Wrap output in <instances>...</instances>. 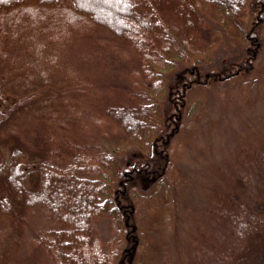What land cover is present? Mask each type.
<instances>
[{
    "label": "rangeland",
    "instance_id": "1",
    "mask_svg": "<svg viewBox=\"0 0 264 264\" xmlns=\"http://www.w3.org/2000/svg\"><path fill=\"white\" fill-rule=\"evenodd\" d=\"M85 1L94 3L103 15L113 17L119 24L126 23L122 11H117L121 9L120 0H108L112 3L105 4L106 8L99 5L106 0ZM182 1L161 0L158 11L160 16L166 12V17L171 19H162L172 37L170 40L186 53L198 50L205 54L201 63L203 73L232 59L243 62L240 58L244 51H254L244 38L246 26L249 29L258 25L250 12L251 0L244 1L238 15L226 13L215 3L214 12L198 9L203 7L197 3L201 0H190L191 3L185 0L182 8L178 6ZM171 4H177L175 15L180 20H172L175 15L170 13ZM19 8L0 12L3 13L0 15V111L10 115L0 120V232L9 230L17 241L10 264H52L39 247L25 243L16 221L44 224L61 215L47 203V207L44 203L32 209L35 205L28 201L29 196L13 192L14 184H10L8 175L13 172L14 148L19 147L36 167L22 179V185L33 188L38 183L39 168L49 166L47 159L54 156L52 149L63 145L66 134L77 133L85 134L92 146L84 156L87 159L69 160V156L60 154L66 161L59 165L66 167L71 162L76 169L78 166L87 169L79 172L83 176H75L78 180L66 178L63 184L79 182L95 189V182L105 175H115L117 180L128 175L132 178L127 182L128 187L125 189L120 181L117 191L121 197L131 198L134 205L140 201L138 207L143 201L158 197L162 187L169 189L174 217L172 231L164 240L157 231H152L150 241L142 240V236L143 243L133 247L125 264H136L140 259L146 261L143 264L157 261L258 264L264 256V19L260 29L261 48L252 67L231 81L213 80L181 97L183 85L192 78L188 75L183 80L180 75L186 63L182 58L176 67L164 70L161 77L147 78L137 71L138 59L125 56L122 45L114 44L105 35L111 32L109 29L95 30V37L91 32L83 34L75 30L67 39L57 38L58 44L62 42L59 47L56 41L49 42L41 30L48 26L42 20L60 16L61 10L56 11L51 5L32 7L31 11ZM198 17L202 20L196 23ZM151 19L158 31L155 16ZM14 21L26 22L32 36L33 22L41 21L36 36L44 41L36 43L30 38L21 39L23 34L13 37L5 30L2 32ZM182 22L188 25H180ZM139 35L154 44H170V40L162 38L164 34L154 31ZM54 49L59 57L51 64L50 50ZM70 71L87 79L68 80L66 74ZM148 97L152 99L150 105L145 103ZM134 106L137 110L134 113L148 119L142 118L147 126L130 138L135 130L125 129L113 112L124 107L133 112ZM75 117L88 124H81ZM69 119L72 124L78 121L75 127L67 128ZM181 119L193 123L182 150L159 153L158 139L167 136L163 145L168 149L167 141L174 139L175 125ZM64 131L73 132L64 134ZM90 154L97 157L90 160ZM98 155L103 156L101 164H95ZM88 162L95 165L92 167ZM144 167L165 175L158 180L143 174ZM230 189L237 191L235 200L226 198ZM8 195L13 197L8 199L6 212L3 206ZM142 208L148 210L151 206ZM129 226L137 231L135 225ZM97 227L104 241L112 236L105 219H100Z\"/></svg>",
    "mask_w": 264,
    "mask_h": 264
},
{
    "label": "trees",
    "instance_id": "2",
    "mask_svg": "<svg viewBox=\"0 0 264 264\" xmlns=\"http://www.w3.org/2000/svg\"><path fill=\"white\" fill-rule=\"evenodd\" d=\"M109 1L106 0L104 4H100L99 2V5L104 8L106 6L105 4L112 3ZM120 1L121 9H118L117 11H122V17L124 18V21H126V23L123 22L122 24H119L117 20L113 19V17L111 18L103 15L99 9L93 6L94 3L90 4L85 0H0V12L14 9L17 6L20 7L19 9L21 11H31L32 7L38 9L37 7L41 5H51L56 8V11L61 10L63 13L60 16L42 20V22H46L48 26L43 27L41 30V32L45 33L46 37L50 39L48 40L49 42L56 41L55 45H58L59 47L62 46V42L60 44L57 43L59 40L57 39L58 37L67 39V37H69L75 30L83 34H89V32H91V35L95 37V30H101V27H105L112 32V34L110 32L105 35L110 37L114 44L118 43L119 45H122V51L125 56L129 55L138 59L139 65L137 71L147 78H152L154 76L161 77L164 70L174 66L176 67L178 65L177 61L182 58L186 63L180 69V75L183 80H186L188 75H191L192 78L190 79V82L183 85L184 90L181 93V97H183L190 89L199 87L204 88L213 80L231 81L235 79L241 71L252 67L254 59L261 48L260 29L262 25L261 23L264 19L262 16L264 11V0H258L257 3L254 2L255 0L249 1L250 12H253L252 15L255 23L258 21V25L249 29V25L246 26L244 38L249 42L254 51L249 53L245 50L242 58H240L243 62H240L237 59H232L228 62L222 63L219 68L207 70L204 73L202 69L203 66H201L202 59L205 57L204 53L198 50H189L186 53L176 44V42L170 40L172 37L167 27H165L166 25H163L164 21L162 20H169L170 17H166V12L160 16L158 11L161 0ZM184 1L178 3V6L184 8ZM244 1L245 0H201L197 3L201 5L203 4V7L199 6L200 8L198 9L204 8L207 12H214L212 10L215 8L213 5L215 3L217 7L218 5H221V10H225L226 13L238 15V12L246 3ZM188 3H191V1L188 0ZM207 3L209 6H206ZM175 5L177 6V4ZM175 5H170L172 11L170 13H173V15L176 13ZM178 12H181V10ZM1 14L3 13H0V15ZM153 15L158 22V31L157 27L154 28L151 24V20H153L151 18ZM175 18L179 19L178 16L175 15L172 20H175ZM200 19L201 18L198 17L196 23ZM40 22L41 21L33 22V36L28 34L29 26L25 24L26 22L20 21L11 22L8 26L4 27L2 32L5 30L13 37H16V34H23L21 39L23 37L27 39L30 38L36 43H42L44 40L39 38L40 36H36V34H38L37 30L41 27L39 26ZM180 25L187 26L188 24L182 22ZM173 26L176 27L175 23ZM144 31H154L156 34H164V37L162 38L170 40V44L162 43V45H159L151 43L139 35L143 34ZM186 33H188V31ZM123 34L126 35L124 36ZM93 40L96 41L95 38ZM100 41H102V39H100ZM109 42L111 41L109 40ZM59 47L57 50H59ZM55 51V49L50 50L51 54L49 63L51 64H54L55 59L59 57L55 54ZM66 77L68 80L87 79L84 76L81 77L75 71L67 72ZM87 77L90 76L87 75ZM262 79L264 82V71ZM148 95L151 96L150 94ZM1 98L2 94L0 91V101ZM151 101L152 99L148 97L145 103L150 105L149 103H151ZM142 102L144 103V101ZM15 106L17 105L15 104ZM120 110H123L125 114ZM130 111L131 110L124 107L115 109L113 113L115 118L119 119V123L124 125L125 129L135 130L132 135H130V138H133L134 133L141 131L143 127L147 126L146 120H142V118H148L147 116L143 117L140 114L134 113L137 111L135 106L133 112ZM12 112L13 111H11V113ZM0 113V120L6 119L10 116L7 112L0 111ZM131 113H133L134 116H137V118ZM75 118L77 120L78 117ZM78 119L81 120L80 118ZM76 120L74 124L78 122ZM69 121L70 124H67V128L75 127V125L72 124L71 119H69ZM84 122L85 120H83L81 124H88V122ZM92 123L94 122L91 121V124ZM175 126L174 139L167 141L169 144L168 149L163 145V142H166L164 139L167 136L158 139L157 149L159 153H162L163 151L172 153L182 150L185 140L189 136V132L193 129V123L192 121L187 122L181 119L178 120V123ZM69 132L73 131H64V134ZM78 134L79 133H77V135L66 134L64 136L65 138H63V145H61V143L58 148L52 149L55 150L53 151L54 156L47 159L50 161V167L48 164H40L42 166L44 165V167H48L47 170L44 169V167L39 168L41 169L39 173L40 178L38 177V183L35 181L37 184L33 188L22 185L24 184L22 179L34 172L36 167L32 163L30 157H26L20 152L19 147H13L15 149V152L13 153L15 158L12 162L13 172L8 175L10 184H14L12 187L13 192H19L21 194L25 193L29 196L28 201L30 200V203L35 205L32 209L36 210L37 205H44V203L47 207V203L52 210L61 215L54 221L44 224H29L24 220L16 219V221L10 219L19 223L20 233L25 237V243L31 242L36 247H39L52 264H125L126 258L132 253L131 251L133 250V247L137 248V246L141 245L143 243L142 240L150 241L153 235L152 231H157L162 240H164L166 235L172 231L174 217L172 204L168 198L169 189L166 186L162 187L158 197H152L143 201L141 204L142 206L138 207L140 201H137L136 205H134L131 198L128 199L121 197L117 191L120 181L122 186L125 185V189L128 187L127 182L132 179L128 175L121 176L118 180L115 175H105L102 179L95 182V189L81 185L79 182L74 184H63V179L73 178L77 174L78 177L83 176L79 172H84V170L87 169L86 167L81 169L79 166L76 169L71 165V162L67 163L69 165L66 167L59 165V163L65 160V157H61L60 154L69 156V160L71 158L76 159L79 157L87 159V157L84 156L87 153H90L89 150L92 149V146H89L90 141L86 140L87 137L85 134ZM63 147H65V149H62ZM88 157L92 160L97 156L91 157L90 154ZM157 157V155L156 157L153 156L151 160H154ZM100 158L103 159V156L99 157L98 155L95 164H101L102 161ZM89 164L92 167L95 165L91 162ZM142 171H144L143 174L153 175L158 180L165 175V173L163 175L160 171H156L155 169L150 170L146 167L142 168ZM76 180H78V178ZM12 197L13 196L8 195L7 202L4 203L3 207H5L6 212H8L6 208L9 206L8 199H11ZM236 197L237 191L235 192V189H230L226 195L227 199L235 200ZM145 206H151V208L144 210L142 207ZM52 210L51 212L53 213ZM100 219H105L107 221L112 233V236L106 241L102 239L97 227V222ZM128 224L135 225L137 231L131 229L130 226L128 227ZM9 226H12L11 223ZM142 236L143 239L141 240ZM129 240L132 241V244L128 243ZM16 244L17 241L15 242V238L9 230H3L0 232V264L11 263V260L16 253ZM261 259H259L258 264H264V256H262ZM143 262L146 261L140 259L136 264H143ZM155 264H161V262L157 261ZM165 264L169 263L166 261Z\"/></svg>",
    "mask_w": 264,
    "mask_h": 264
}]
</instances>
